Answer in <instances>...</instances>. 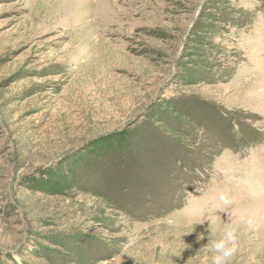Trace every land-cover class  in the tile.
I'll use <instances>...</instances> for the list:
<instances>
[{
    "label": "rangeland",
    "instance_id": "obj_1",
    "mask_svg": "<svg viewBox=\"0 0 264 264\" xmlns=\"http://www.w3.org/2000/svg\"><path fill=\"white\" fill-rule=\"evenodd\" d=\"M241 217L264 264V0H0V264H211Z\"/></svg>",
    "mask_w": 264,
    "mask_h": 264
},
{
    "label": "clouds",
    "instance_id": "obj_2",
    "mask_svg": "<svg viewBox=\"0 0 264 264\" xmlns=\"http://www.w3.org/2000/svg\"><path fill=\"white\" fill-rule=\"evenodd\" d=\"M219 201L223 207H219L217 211L227 213V207L232 205V200L227 192L222 191L219 194ZM234 217L236 215L235 210L231 213ZM247 224L248 227L253 226V219L251 217H241L239 221L233 219L230 222H226L219 234L213 233L208 237V243L205 245L212 253L211 264H231L233 257L236 255L239 249V225ZM204 235H200L198 240H203ZM204 264H208L206 260Z\"/></svg>",
    "mask_w": 264,
    "mask_h": 264
},
{
    "label": "bare ground",
    "instance_id": "obj_3",
    "mask_svg": "<svg viewBox=\"0 0 264 264\" xmlns=\"http://www.w3.org/2000/svg\"><path fill=\"white\" fill-rule=\"evenodd\" d=\"M89 11H90V10H89ZM82 12H83V11H82ZM76 13H77V12H76ZM78 13H81V11L78 12ZM83 13H84V12H83ZM83 13L81 14V16H82V15H85V14H83ZM86 14H88V13H86ZM95 15H96V14H95ZM85 16H87V15H85ZM84 21H85V20H84ZM91 22H93V21H91ZM88 25H89V24H88ZM88 53H89V52H88Z\"/></svg>",
    "mask_w": 264,
    "mask_h": 264
}]
</instances>
